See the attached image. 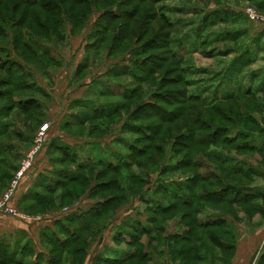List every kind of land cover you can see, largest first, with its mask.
<instances>
[{
	"label": "rangeland",
	"instance_id": "obj_1",
	"mask_svg": "<svg viewBox=\"0 0 264 264\" xmlns=\"http://www.w3.org/2000/svg\"><path fill=\"white\" fill-rule=\"evenodd\" d=\"M227 3L238 8L241 15L234 13L239 16L234 20H230L228 16L226 18L217 16V14L222 15L218 13V6ZM155 6L154 11L157 17L154 20L160 18L159 20L165 21L169 18L174 23L170 27L168 37L154 35L153 29L149 25L144 26V24L135 21L137 24L134 23L132 26L139 27L134 32L137 40L133 38L130 48L116 57H109L108 53L102 50L90 61V64H87L85 70H78V72L76 70L79 63L87 56L84 54V45L89 39V32L93 30V21L98 15L97 12H93L88 22L83 25L79 35H69L63 43L57 42L55 38L48 41L34 36L25 29L29 22L26 21V25L22 26L25 39H28L29 42L38 40L44 43L51 49V53L55 57L53 61L44 65L46 68H40L38 57H28V60L24 61L16 51L14 52L11 43L8 46L9 51L11 49L10 59H16L22 63L20 69L16 68L14 71L18 74L31 72L36 86L42 90L26 92L27 95H33L41 103L36 122L29 121V116L17 107L13 108L8 116H0V126L4 122L7 124L3 129H0L5 132L3 136H0V147L4 149V144H6L7 149L5 150L10 153V156L13 152L16 153L14 161L17 163V168L13 172L12 179L21 162L26 159V154L33 147L36 138L42 136L41 125L47 124V130L43 136L41 148L30 163V168L23 177L19 178V180L21 179L20 182L18 180L19 186L14 189L10 205L16 209L17 215L0 211V216L10 218V224L13 222L18 227L22 226L27 232L24 233L25 236L21 235L23 240H30L29 244L35 250L45 252L43 249L45 242L41 235L46 226L53 228L54 219L65 217L73 211H84L89 208L91 201L96 203V199L93 200L88 196L89 193L85 192L72 203L57 204L55 208L46 212L34 214L25 210L28 202H21L20 198L27 191L30 182L31 186L35 180V173L32 174V170L39 169L38 175L51 169L49 163V168H44L47 167L48 147L51 142L66 143L74 147L79 154L83 153V157L81 156L83 159L87 158L86 154L88 155L93 143L96 144L95 149L102 152L105 160H114L116 156H125L124 160L128 155V163L120 167L116 174L120 183L126 187L129 186L132 184L131 179L135 177L133 172L137 173L142 177L141 191L146 190L145 192L148 193H145L143 198L139 194H128L126 201L116 209L112 217L113 221L108 222L109 224L101 232L99 239L92 243L87 251L84 264H92L98 253L110 257L109 249L129 248L125 244L117 246L112 239L114 233L110 240L112 247L106 246L107 249L103 251L105 247L100 241L104 232L116 221L119 222L117 225H120L122 222L131 223L135 219L142 220L141 222L150 228L147 233L139 235V244L147 254L149 263L173 264L170 256V247L174 244L173 237L185 232L184 224L180 223L178 213L172 212L168 218L163 221L158 219L154 225L145 221L143 215L146 199L150 194L148 188H157L160 180L183 184L187 183L190 177L193 178L195 174L214 176L220 171L227 178L232 176L235 181L243 185L256 189L260 187L264 191V152L251 151L243 145L247 141L245 137H248L249 144L251 140L257 145L264 140V36L262 34L264 26L251 22L245 14V10L251 7L262 14H264V10L255 8L244 0H159ZM23 8L17 6L15 11L21 13ZM224 8L228 9L229 7L220 9ZM35 11L40 12L41 17L45 20V12L40 9ZM137 20L139 19L137 18ZM122 22L123 20H119L117 24ZM64 28L70 29L68 24H64ZM142 29L147 31L141 32ZM14 30L11 23L5 26L10 40L14 36ZM39 31L38 33H41ZM161 43L162 45H160ZM141 49L147 63H143L141 69L132 75L134 54ZM171 49L176 59L180 61L177 64H174L171 58ZM0 56L4 57L5 53L0 52ZM117 68L129 69V74L112 78L114 83L108 85L112 90L109 95L91 91L88 86H92L95 81H97V86L101 85L100 81L102 80L107 82L106 73ZM141 70H145V72L142 73ZM150 70H152L151 74H148L147 71ZM75 72L77 73L75 74ZM83 75H85L84 78ZM75 76L77 77L75 78ZM140 76H142L141 79H139ZM5 77L6 74L0 71V78ZM83 79L85 80L82 81ZM0 86L4 91L10 89ZM127 88H137L134 99L122 97V92ZM87 90L88 93H85ZM16 95L19 94L13 96ZM81 99L84 101L75 104V100ZM120 101L122 107L113 112L110 117H99L64 131L59 126L66 115V110L75 109V114L81 113L82 116L89 109V103L92 104V108L96 106V109H99L101 105L103 106L102 103H118ZM5 103L0 99V105ZM0 108L2 107L0 106ZM149 114L151 116L148 117ZM61 116L62 118L58 122ZM205 119L222 127V129H218L216 135L213 133L212 136H217L220 140L228 137L232 140L224 145L205 144V146H201L199 142V144L187 147V149L192 148V167L187 168L186 166V170L184 167L179 168L180 163L182 166L187 164L185 163L187 159L184 158L187 149L176 143V136L182 135L179 137L180 143L188 139L187 130L189 132L190 129L197 137L205 136L206 129L202 123ZM168 121L171 123L168 124ZM159 122H161L160 125H158ZM149 124L152 125V128L148 126L149 128L145 129L143 127ZM97 128L99 130L96 136H88L90 129ZM241 133L242 135L239 136ZM145 134H152L153 138L149 140ZM159 137L161 139L158 141ZM130 143L141 147V150H133L132 147H128ZM112 152L116 155L114 156ZM215 154L220 155V158L230 168L231 166L239 167L247 173L230 175V172L224 167L225 164L218 167ZM59 155L60 153L55 151L51 156H55L58 160ZM151 155H153L155 164L147 160V162L144 161L143 168H138L133 164L134 161H131L143 157L140 160L142 162ZM68 168L76 170L75 165H68ZM101 170V167L93 165L85 173H88V177L93 179ZM189 170L192 171L191 174L190 172L186 173ZM253 170H257L259 173H254ZM110 177L112 175L103 173L100 179L101 181L108 180L111 186ZM72 186L73 184L70 185V187ZM77 187H80L81 192L82 187L85 186L78 185ZM3 192L4 190L1 188L0 196ZM196 202V205L199 204L198 201ZM256 202L260 208L264 206V200ZM239 205L242 207L239 209V221H234L229 216L223 217L226 219L227 232H229V235H225L223 238L235 245L238 244L242 250L243 248L250 249L251 232L253 233L259 224L264 223V217L259 213L251 212L252 218L250 219L247 217L250 209L246 205ZM214 212L216 210L212 208H204L200 217L207 214L215 216ZM10 236L12 235L4 238L8 239ZM99 250L101 251L98 252ZM262 254L264 253L257 251L252 257L250 255L247 264H258ZM234 255L233 253L230 257L228 250L222 252V256L230 257L229 264H233L231 260ZM242 257L243 255H239L234 264H240V262L243 264Z\"/></svg>",
	"mask_w": 264,
	"mask_h": 264
},
{
	"label": "trees",
	"instance_id": "obj_2",
	"mask_svg": "<svg viewBox=\"0 0 264 264\" xmlns=\"http://www.w3.org/2000/svg\"><path fill=\"white\" fill-rule=\"evenodd\" d=\"M158 1L6 0L4 2V0H0V52L5 53L4 57L0 56V71L6 74L5 78H0V85L10 88L4 91L0 86V99L6 102L4 105H0L2 107L0 108V116H8V113L17 107L29 116V121L34 122L41 106L39 100L34 98L33 95L26 94L30 90L40 92L42 91L41 88L36 86L31 72H21L18 74L14 71L16 68L20 69V64L22 65V63L16 59H10L9 52L11 49L9 51V44L11 43L14 52L16 51L24 61H27L28 57H38L41 62H39L40 68H46L44 65L55 58L51 53V49L44 43L38 40L29 42L28 39H25L22 26L26 25V21L29 22L25 29L34 36L48 41L55 38L57 42L63 43L69 35H79L83 25L88 22L93 12H97L98 15L93 21V30L89 32V39L84 45V54L87 56L79 63L76 70L78 72V70H85L84 68L87 67V64H90V61L102 50H105L109 57H116L130 48L133 38L136 39L134 32L139 28L132 26L134 23L137 24L139 22V24H144V26L149 25L153 29L154 35H165V37H168L171 30L170 27L174 23L169 18L168 20L166 19L167 21L159 20V17V19L154 20L157 17L154 8ZM79 5H81L80 8ZM17 6L24 7L21 13L15 11ZM37 9L45 12V20L41 17L40 12L35 11ZM119 20H123V22L117 24ZM104 21L105 23L103 24ZM95 22L98 23L96 24ZM8 23H11V26L15 29L11 40L5 31V26ZM64 24H68L70 29H65ZM38 30L41 33H38ZM140 31L147 30L142 29ZM171 58L174 64L180 62L176 59L173 51ZM132 63V75L135 71L141 69L140 67L143 63H147L145 62L142 49L134 54ZM151 71H147V73L151 74ZM141 72L144 73L145 70H141ZM124 74L128 75L129 69H111L106 73L107 82L102 80L100 81L101 85L97 86V81H95L92 86L88 87L94 93L109 95L112 90L108 85L114 83L112 78ZM84 77L85 75H83ZM136 89L127 88L121 95L124 99L128 98L132 100L135 97ZM85 93H88V90ZM14 94L19 95L13 96ZM188 99L191 100V98ZM80 101L84 100H75V104H79ZM102 104L103 106L101 105L99 109H96V106L92 108V104L89 103V109L82 116L81 113L78 115L75 112L67 113L59 124L61 130H69L72 126L83 125V123L99 117H110L113 112L122 107L120 106L122 104L121 101L118 103ZM153 111L155 112L156 110ZM35 113L37 114L35 115ZM149 116L151 115L149 114ZM170 121H168V124L171 123ZM202 123L206 129L205 136L197 137L192 132L193 130L190 129L189 132L187 130L188 135L186 134L188 136L186 141L189 143L186 141L180 143L179 137H182V135L176 136V143L185 146L187 149V147L199 144V142L201 146H205V144L224 145L232 140L228 136V138H222L221 140L217 136H212L219 128L222 129V127L215 125L213 121H206L205 119ZM160 124L161 122L158 125ZM5 125H7L6 122L3 125L1 124L0 129H3ZM148 126L152 128L151 124L143 127L148 129ZM98 130V128L90 129L88 136H96ZM140 130L142 129L140 128ZM2 131L0 130V134L2 133L0 136H3L5 133ZM145 135L146 138L149 137V140L153 138L152 134ZM245 138L247 141L243 145L247 148L243 147L259 153L264 152V140L257 145L252 140L249 144L248 137ZM160 139L159 137L157 140L159 141ZM4 145V149L0 147V189L2 188V190L8 186L13 172L17 168V165L12 166L11 163L10 165L9 162L8 164L6 163L7 151L5 149H7V145ZM95 146V143L91 144V150L88 155L86 154L87 158L83 159V153L79 154L74 147L66 143H50L48 147L49 155L47 157L51 169L46 173L43 171L44 174L39 173L35 177L33 184L22 194L20 201L28 202L25 210L34 214L46 212L55 208L57 204L66 205L72 203L85 192H88V196L93 200L96 199V203H93L94 205L91 204L84 211H73L65 217L54 219L53 228L46 226L41 235L43 242H45V246L43 244L45 252L35 250L32 245L30 246V240L26 239L24 241L23 236H21L24 235L23 231L16 233L19 236H15V234L8 239L0 238V264H84L87 251L92 243L99 239L101 232L113 221L112 217L116 209L126 201L128 194H139L143 198V195L147 192H145L146 190L141 191L143 186L141 176L133 172L135 176L133 179L135 181L131 179L132 184L126 187L120 183V179L116 175L119 168L128 163L129 156L127 155L124 160L125 156H116L114 160H105L102 152H98ZM128 147H132L133 150H141V147H136L132 143L128 144ZM55 151L60 153L58 160L55 156H51ZM191 153L192 148L187 149L184 155V158L187 159L185 161L187 164L182 166L180 163L178 165L179 168L184 167L186 170V166L187 168L192 167L191 161L193 160V155ZM112 154L116 155L114 152ZM215 155V160H217V165L220 168L225 162L220 158V155ZM141 159L143 157L131 161H134L133 164L138 168H143L144 161L147 162V160L155 164L153 155L146 157L142 162L140 161ZM68 165H75L76 170H69ZM93 165L102 168L101 174L107 173L108 175H112L109 178L111 186L108 180L101 181L100 173L93 177V179L88 177L89 175L85 171L93 167ZM225 165L224 167L230 172V175L247 173L243 172L239 167L233 168L231 166L230 168ZM188 172L190 170L186 173ZM253 172L259 173L257 170H253ZM71 184H73L72 187H70ZM75 185L85 187H82V191L80 192V187ZM148 190L150 194L146 199V207L143 214L145 221L154 225L158 219H162L163 221L168 218L169 214L175 212V214L178 213L180 223L184 224L185 232L173 237L174 244L170 247V256L173 264H229V259L235 250V243H231L223 238L225 235H229V232H227L228 225L226 219L223 217L229 216L232 220L239 221V209H242L239 204L246 205L250 209V213L247 214L248 218H252L251 212L259 213L264 217V206L260 208L256 202L264 200V191L260 187L256 189L252 186L243 185L235 181L232 176L227 178L220 171L219 173H215L214 176L195 174L193 178L191 176L189 181L183 184L160 180L157 188L151 187ZM230 192H232L231 195H229ZM196 201L199 204L196 205ZM180 208H183V210H180ZM204 208L216 210L214 212L215 216H208L207 214L202 216L204 218L200 217V213ZM141 221L135 219L131 223L122 222L120 225H117L112 239L117 246L125 244L129 247L124 248L126 252L122 251L117 257L112 258L98 253L95 255L92 264H151L149 263L150 260L147 254L142 250V245L139 244V235L147 233L150 228ZM224 250L230 251V257L226 258L222 256ZM258 264H264V254L260 256Z\"/></svg>",
	"mask_w": 264,
	"mask_h": 264
},
{
	"label": "crops",
	"instance_id": "obj_3",
	"mask_svg": "<svg viewBox=\"0 0 264 264\" xmlns=\"http://www.w3.org/2000/svg\"><path fill=\"white\" fill-rule=\"evenodd\" d=\"M244 1L246 3H248V4L251 3V6H254L255 8H258L260 10H264V0H244ZM218 7H219V8H217L218 9V13L222 14V15L217 14V16H220V18H222V17L226 18L228 16V17H230V20H234L237 17H239V16H236L234 13H236L238 15H241V13L239 12V9L234 7L233 5H230L229 3L224 4V5H220ZM222 7H229V8L228 9L224 8L223 10H221L220 8H222ZM262 34L264 36V30H263ZM69 112H72V113L75 112L76 113L75 109H72V110L70 109V110H66L65 111L66 114L69 113ZM63 114H64V112L62 113V116H63ZM62 116L59 118L58 122L61 120ZM58 122H57V125H58ZM15 154L16 153L13 152L12 156H10V153H8V152L6 153V155H7V160L6 161H7V163L9 162V165H10V163H11L12 166H16L17 165V163H15V161H14V158H16ZM12 157H13V160H11ZM18 163H19V161H18ZM46 166L47 167H44L45 169L49 168L47 160H46ZM45 169H42V170H45ZM38 172H39V169L35 168L34 170H32L31 173L32 174L35 173L34 177H36ZM30 180L31 179L29 178V181ZM30 184H31V182H30ZM30 184H29V186H30ZM90 204H93V201H91ZM9 219L10 218H8V217L0 216V238H4L5 236H9V235H15L19 231H23L24 233H27L22 226L18 227L16 224L14 225L13 222H12V224H10V220ZM118 223L119 222L116 221L115 223H113L107 229L106 232H104V234L102 236V240L100 241V243L103 242L102 245L105 247L103 249V251L105 249H107L106 246L108 248L113 246L112 244H110V240H111V237H112V235L114 233L115 226ZM100 251L101 250H99L98 252H100ZM109 251L111 252L110 258L117 257V255L121 254L122 251L126 252V250L124 248L109 249ZM257 251L264 253V223L262 225L259 224L257 226V229L254 230L253 233L251 232V248L250 249L243 248V250H242L240 247H238V244L235 245V250H234V254L235 255H234L233 259L231 260V262L234 264L235 261L238 260V256L239 255H243V257H242L243 264H247L248 261H249L250 255L252 257ZM108 254H109V252H108ZM240 264H241V262H240Z\"/></svg>",
	"mask_w": 264,
	"mask_h": 264
},
{
	"label": "built area",
	"instance_id": "obj_4",
	"mask_svg": "<svg viewBox=\"0 0 264 264\" xmlns=\"http://www.w3.org/2000/svg\"><path fill=\"white\" fill-rule=\"evenodd\" d=\"M245 14L251 20V22H255L256 24L258 23L264 26V14L257 12L253 7L246 9ZM46 130L47 124H42L40 130L42 136H38L36 138L33 147L26 154V159L21 162L20 167L15 172L13 179L10 181L9 185L4 189V192L1 194L0 211L12 214L14 216L17 215L16 209H14L12 205H10V201L14 195V189L16 186L18 188L19 182L21 180H19V178L23 177L25 172L30 168V163L34 159L38 150L41 148L43 136L46 133Z\"/></svg>",
	"mask_w": 264,
	"mask_h": 264
}]
</instances>
